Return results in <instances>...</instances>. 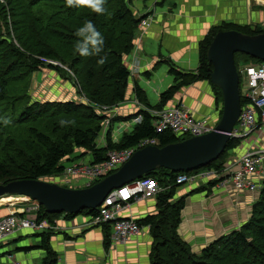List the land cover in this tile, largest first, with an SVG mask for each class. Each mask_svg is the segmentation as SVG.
I'll return each instance as SVG.
<instances>
[{"label": "trees", "instance_id": "obj_1", "mask_svg": "<svg viewBox=\"0 0 264 264\" xmlns=\"http://www.w3.org/2000/svg\"><path fill=\"white\" fill-rule=\"evenodd\" d=\"M131 4L132 0H105V11L98 14L87 6L69 7L66 0H0V184L17 180L45 181L57 176L63 172L66 156L74 160L90 155L94 162L100 163L107 151L131 148L146 138H156L159 147L186 139L169 132L158 134L154 131L153 117L148 112L150 105L143 90L134 85L135 98L147 108L120 119L126 121L140 115L141 123L131 133L123 134L116 143L108 134L105 147L97 144L100 123L105 117L98 116L95 108L113 109L127 100L130 72L125 58L134 48L140 22L146 18L136 17ZM89 21L103 37L104 45L99 55L85 57L76 51L79 40L76 32ZM222 31H237L251 36L264 33L259 26L233 23L212 27L199 45L197 72H181L171 65L169 74L175 84L159 95L153 109L167 107L175 95L191 83L210 82L212 65L207 60V50L215 34ZM101 58H106L103 64L99 63ZM47 60L57 62L71 75L59 65L46 63ZM234 60L239 79L241 66L262 63L240 53L235 54ZM41 68L69 78L90 105L73 101L32 103L28 95L30 75ZM212 88L216 92L215 104L221 115V93L214 86ZM240 99L244 106L247 101L241 93ZM238 143L230 140L219 159L186 174L204 169L222 171L227 152L235 149ZM183 173L159 169L142 177L154 178L165 187V191L156 197L155 213L137 219L139 226H149L152 239L150 264H264V180L247 222L238 230L210 242L201 252L194 253L177 234L184 200L206 191L217 181H208L176 198L182 185L173 184ZM80 214L91 216L95 211L85 210ZM57 216L46 213L39 206L38 220L52 222ZM102 230L104 245L107 246L110 244L109 226L103 225ZM37 235L40 242L34 249L45 254L41 264H56V252L50 244L53 234ZM19 251H25V248Z\"/></svg>", "mask_w": 264, "mask_h": 264}, {"label": "crops", "instance_id": "obj_2", "mask_svg": "<svg viewBox=\"0 0 264 264\" xmlns=\"http://www.w3.org/2000/svg\"><path fill=\"white\" fill-rule=\"evenodd\" d=\"M253 1L132 0L135 16H146L145 19L150 21V25L138 30L134 48L125 58L128 69L137 62V73H130L127 100L112 109L115 115L118 113V116L125 118L147 108L135 98L134 85L143 90L150 105L148 110L153 109L158 103L159 95L175 84L173 76L169 74L171 65L181 72L196 73L199 45L212 27L231 23L264 27V8L257 6H264V3H261L264 0H255L257 5H254ZM215 98L216 92L211 83L201 80L183 87L167 107L183 105L195 118L207 120L210 125L215 126L220 119ZM119 123L116 124L115 131ZM242 152L243 149L237 148L227 152L225 167L222 170L226 180H229L228 177L238 168L236 164L232 165L231 161ZM204 183L182 186L176 198L189 193L187 188L196 189ZM257 198L258 192L239 193L230 187L225 191L220 190L217 184L204 192L190 195L184 200L177 234L192 252L199 253L210 242L238 230L247 222L251 216V207ZM6 205L9 207L0 212V218L12 209L19 210L12 208L8 203ZM131 213L137 219L155 213V202L142 203L134 207ZM80 215L70 218L65 215L57 216V229L52 232L50 238L52 249L58 254L57 264H124L121 261L124 250L128 252L130 264H149L152 239L147 226L126 245L105 246L102 227L88 226L89 216ZM34 237L37 238L35 243L32 239L19 238L18 235L9 237L3 243L6 249L1 256L2 260L8 264L7 257L12 256L21 264H41L45 254L40 249H31L39 246V236ZM23 248L25 251L20 252Z\"/></svg>", "mask_w": 264, "mask_h": 264}, {"label": "built area", "instance_id": "obj_3", "mask_svg": "<svg viewBox=\"0 0 264 264\" xmlns=\"http://www.w3.org/2000/svg\"><path fill=\"white\" fill-rule=\"evenodd\" d=\"M149 25L150 21L143 19L138 30L147 28ZM128 70L136 74L137 62ZM239 86L241 96L247 102L244 106L241 105L238 120L230 134V140L239 142L237 150L243 149V152L231 161L232 165H237V170L232 172L228 177L229 180L224 178L223 171L196 172L191 175L183 173L176 177L173 185L185 186L217 181L220 190L225 191L228 187L239 193L243 191L254 193L261 189L264 180V62L244 65L240 69ZM96 109L107 116L102 129L103 144L101 146H105V131L106 128L111 127L109 119L115 116V113L109 108L97 107ZM148 112L153 117L152 127L158 134L169 132L177 138L197 137L210 132L214 127L207 120L195 118L185 106L180 104L161 110L152 109ZM141 121L142 117L139 115L126 123H123L124 121L119 123L116 131L113 130L111 140L118 142L123 134L132 132ZM97 143L100 145L99 138ZM150 145L158 146L159 141L156 138H146L131 148L109 150L105 159L100 163L94 162L90 155L69 160L61 173L62 179H58L62 185L56 184L72 189L89 187L117 171L136 150ZM164 189L165 187L154 178H141L120 189L113 190L96 208L95 214L89 216L88 226L108 225L110 245H126L143 229L131 213L133 208L148 201L156 203V197L164 192ZM15 197L22 198L23 203L27 205L20 207L19 210H12L0 218V244L9 237L24 232L42 234L52 233L57 229L58 221L56 220L52 222L45 219L38 220L37 213L40 205L36 201L31 202L32 200L22 196ZM7 260L8 264H21L12 256L7 257Z\"/></svg>", "mask_w": 264, "mask_h": 264}, {"label": "water", "instance_id": "obj_4", "mask_svg": "<svg viewBox=\"0 0 264 264\" xmlns=\"http://www.w3.org/2000/svg\"><path fill=\"white\" fill-rule=\"evenodd\" d=\"M240 53L264 62V33L245 35L237 31L215 34L207 50L212 65L210 83L219 89L222 110L218 123L201 136L136 150L119 169L86 188L72 189L43 180H17L0 184V199L22 196L36 201L46 213L78 216L95 211L107 195L159 169L172 173L207 167L226 151L230 134L241 111L239 77L234 56Z\"/></svg>", "mask_w": 264, "mask_h": 264}, {"label": "rangeland", "instance_id": "obj_5", "mask_svg": "<svg viewBox=\"0 0 264 264\" xmlns=\"http://www.w3.org/2000/svg\"><path fill=\"white\" fill-rule=\"evenodd\" d=\"M153 1L155 2V1H160V0H153ZM253 3H254V5H257V4H255L256 3L255 0L253 1ZM261 3H264V1H262ZM257 6H261V7L264 8V6H262L260 4L257 5ZM261 29H264V27H261ZM254 30H256V28ZM254 30H251V31H254ZM42 60L43 59H41V61ZM46 63L52 64V65H59L57 62H54V61H51V60H47ZM59 67H61V66L59 65ZM242 67L243 66H241L240 69ZM61 68L65 69L67 71L66 68H64V67H61ZM67 72L70 74L69 71H67ZM78 91H79L78 86H75L74 84H72V82L70 81L69 78L61 77L55 71L48 70L46 68H44V69L41 68V69L33 72L30 75L28 95L30 96V99H31L32 103H35V102L43 103L45 101H55V102L73 101V102H77V103H82V104L87 105V106L90 105V101L87 98H85L82 94L80 95L78 93ZM95 110H96L98 116L101 115V117H105L104 120L107 118V116H105L104 114L100 113L96 108H95ZM120 118L121 117L118 116V113H117L115 116H112V118L109 119L111 127L109 126L108 128H106L105 137H104V143H106V135L109 134V138L111 139L112 138L111 135L114 132L113 130L115 129L116 124L119 123V122H123L122 119H120ZM104 120L100 123V129L101 130H100L99 135H98L99 136L100 145H98V146H101L103 144V139H102V134H103L102 131L103 130L102 129H103V126H104ZM119 140H120V138H119ZM102 147H105V146H102ZM226 156H227V154H226ZM64 160L65 161H64L63 165L68 163L69 156L68 157L66 156V158ZM200 172L201 173L205 172V169L204 170H200ZM58 179L59 180L62 179V175L61 174H59L57 176H54V177L47 178V180L45 179V181H48V182L54 181L55 183H58V184L62 185L58 181ZM192 189L193 188H189V189L187 188L188 191H192ZM189 200H190V197H189ZM31 202H33V201H31ZM7 203L10 204V206H12V208H20V207L25 206V205H23L24 203H23V199L22 198H18V197H15V196L5 197V198L0 199V212L6 210L9 207V206L6 205ZM79 216H81V215H79ZM21 235L22 234H19L18 237L19 238L23 237L24 239H32L33 242H34V240H37V238L34 237L35 235L30 233V232H25V233H23L22 236ZM14 238H16V237H14ZM4 242H2L0 244L1 245L0 246V253L1 252L3 253V251L6 249V245L5 244L3 245ZM31 249H34V248H31ZM149 254H150V251H149ZM142 255L144 256V254H142ZM122 256H123V258L121 259V261L124 264H130V260L128 259V252H126V250H124L122 252ZM2 258L3 257H0V264H6L2 260ZM56 259H57V262H58V254L57 253H56ZM148 262L150 264V259H149Z\"/></svg>", "mask_w": 264, "mask_h": 264}, {"label": "clouds", "instance_id": "obj_6", "mask_svg": "<svg viewBox=\"0 0 264 264\" xmlns=\"http://www.w3.org/2000/svg\"><path fill=\"white\" fill-rule=\"evenodd\" d=\"M105 0H66L69 7L87 6L94 13L102 14L105 9L103 7ZM79 40L76 44V51L81 56L99 55L103 50L104 40L101 34L96 30L94 24L89 21L79 28L76 32ZM106 58H101L99 63L103 64Z\"/></svg>", "mask_w": 264, "mask_h": 264}, {"label": "bare ground", "instance_id": "obj_7", "mask_svg": "<svg viewBox=\"0 0 264 264\" xmlns=\"http://www.w3.org/2000/svg\"><path fill=\"white\" fill-rule=\"evenodd\" d=\"M264 5V4H263Z\"/></svg>", "mask_w": 264, "mask_h": 264}]
</instances>
